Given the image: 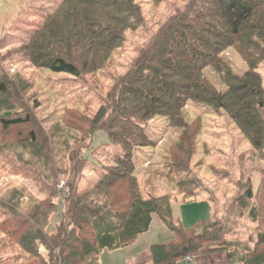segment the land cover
Segmentation results:
<instances>
[{"label": "trees", "instance_id": "16d2710c", "mask_svg": "<svg viewBox=\"0 0 264 264\" xmlns=\"http://www.w3.org/2000/svg\"><path fill=\"white\" fill-rule=\"evenodd\" d=\"M71 1L72 40L55 37L64 55H54L36 43L24 46V51L38 66L81 78L103 68L123 46L126 32L142 23L143 13L138 0ZM44 29L57 34L51 25ZM230 48H235L248 65L243 74L234 72L223 58L222 54ZM262 61L264 0H192L174 13L145 43L132 67L118 79L110 91L109 106L103 105L94 120V125L103 122L102 128L109 139L121 145L124 153L115 156L90 187H80L85 157L74 158V164L64 171L65 211L53 234L47 230L58 207L57 191L38 185L45 197H38L22 211L20 200L25 194L17 186H11L2 202L9 211L0 218V251L9 253L12 247H17L25 254L17 264H98L103 251L134 243L150 229L153 214H158L174 237L152 246L154 264H178L188 256L227 249L237 224L247 213L246 218L256 224V235L248 238L250 250L243 264H264V170L257 188L252 186L250 178L239 182L245 186V193L238 201L239 216L227 220L209 217L185 226L173 217L172 203L178 198L169 192L158 193V189L174 188L183 201L195 198L202 183L191 173L195 152L194 149L191 152V144L198 140L190 141L186 130V136L183 133L181 141L168 148L163 162L154 160L150 163L152 168L144 166L146 171L141 179L135 161L137 149L158 145L159 139H154L148 131L150 121L164 115L171 125L187 129L189 125L182 113L188 103L194 102L212 112L225 111L264 164V77L258 70ZM208 66L220 73L227 86L225 91L204 77ZM10 82L14 87L16 83ZM10 82L0 78V97L13 99ZM0 106H11L7 115H0L4 128L32 122L31 113L20 105L6 102ZM35 106H39L38 102ZM198 122L205 123L202 115L192 123ZM29 136L32 145H36V132L32 130ZM184 155H187L185 160ZM0 161L2 164L10 160H4L0 154ZM9 166L5 168L11 174L15 171L14 163ZM23 176L27 177L21 172L10 175L11 179ZM152 180L156 186L146 187ZM52 182L57 185L60 179Z\"/></svg>", "mask_w": 264, "mask_h": 264}, {"label": "rangeland", "instance_id": "374dc122", "mask_svg": "<svg viewBox=\"0 0 264 264\" xmlns=\"http://www.w3.org/2000/svg\"><path fill=\"white\" fill-rule=\"evenodd\" d=\"M191 1L138 0L143 13V21L139 27L126 32L123 46L101 70L75 78L36 65L24 51V46L36 43L46 47L54 55H64L55 37L59 35L64 40H72L73 1L0 0V76L17 84L13 87L10 82L13 99L0 97V104H18L32 116L30 124L12 126L9 129L0 123V154L4 156V160H10L8 163H0V218H4V213L9 211L8 206L2 202L8 197L11 186H17L25 194L23 198L20 194L22 211L38 197H45L38 185L45 189L49 186L57 191L58 207L47 231L50 234L56 232L57 224L65 211L67 177L64 171L74 164V158L85 157V166L81 167L84 174L79 177L80 187H90L98 181L103 168L111 164L115 156L124 153L121 145L109 139L102 128V121L99 125H94L103 105L109 106L110 91L117 85L118 79L132 67L133 61L140 56L150 37L156 35L174 13L184 9ZM47 24L57 34L45 30ZM222 56L237 74H243L249 69L235 48L228 49ZM258 70L264 77V61ZM204 77L217 89L226 90L227 86L220 73L213 67L205 68ZM35 102H38V107ZM10 107L0 106V115H7L11 111ZM109 111L108 109V116ZM182 114L189 125L187 129L171 125L169 118L164 115H158L150 121L148 131L159 142L156 146L136 150V173L141 179L146 171L144 166L152 168L150 163L154 160L163 162V155L168 153V148L181 141V136L184 133L185 137L187 130L190 141L192 138L193 143L198 140L196 144H191V152L193 149L195 151L191 173L201 181L202 187L195 198L188 201H183L174 188L160 186L158 193L169 192L178 198L172 203L173 217L180 219L185 226L209 217L223 220L236 218L239 216V198L245 193V186L239 182H247L250 178L254 188L261 182L264 164L259 153L225 111L212 112L205 105L191 102L186 105ZM199 115L203 116L205 123H192ZM32 130L37 137L34 146L29 136ZM195 145L199 147L196 148ZM185 157L187 155L183 156L184 160ZM13 163L15 171L12 173L21 172L27 177L11 179L12 173H7L5 167L8 164L12 166ZM55 178L60 179L57 185L52 182ZM154 181L148 182L146 187H153L156 184ZM246 214L241 218L240 224H237L235 235L230 240H241L248 244V238L256 235V224L249 221ZM11 230L14 232L13 228ZM153 234L168 240L174 236V232L158 214H153L150 229L143 235L147 237ZM10 252L14 255H8ZM10 252L0 251V264H17L25 256L17 247H12ZM107 252L103 251L99 262H102V255ZM183 262L184 259L178 264Z\"/></svg>", "mask_w": 264, "mask_h": 264}, {"label": "crops", "instance_id": "0c3cea01", "mask_svg": "<svg viewBox=\"0 0 264 264\" xmlns=\"http://www.w3.org/2000/svg\"><path fill=\"white\" fill-rule=\"evenodd\" d=\"M143 234L131 245L103 254L102 262L98 264H154L152 246L170 240L161 238L156 234L147 237ZM249 250L248 244L233 239L229 242L227 249L215 251L208 255L190 256L191 259L186 257L182 264H243L246 258L245 254Z\"/></svg>", "mask_w": 264, "mask_h": 264}, {"label": "built area", "instance_id": "2783aa9c", "mask_svg": "<svg viewBox=\"0 0 264 264\" xmlns=\"http://www.w3.org/2000/svg\"><path fill=\"white\" fill-rule=\"evenodd\" d=\"M187 259H191V257H190V256H188V257H187Z\"/></svg>", "mask_w": 264, "mask_h": 264}]
</instances>
